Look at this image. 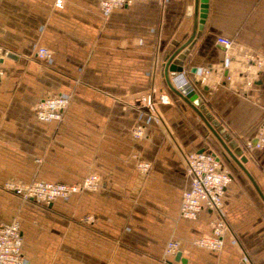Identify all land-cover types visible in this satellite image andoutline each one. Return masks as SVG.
<instances>
[{"label":"crops","instance_id":"crops-1","mask_svg":"<svg viewBox=\"0 0 264 264\" xmlns=\"http://www.w3.org/2000/svg\"><path fill=\"white\" fill-rule=\"evenodd\" d=\"M55 1L0 0V44L13 53L0 79V224L19 221L24 264H264V143L245 148L264 135V0H208L182 71L168 77L174 88L191 86L197 107L242 148L251 179L162 74L173 43L194 31L197 0H135L107 16L99 0ZM219 36L233 41L227 52ZM41 46L51 51L47 61L36 57ZM204 67L211 73L201 82ZM57 94L70 99L61 119L38 120L35 103ZM138 124L144 135L135 139ZM202 150L218 153L232 179L220 213L204 208L186 219L179 213L190 186L186 158ZM134 153L150 162L147 175ZM91 173L101 180L97 190L50 205L2 188L7 180L75 183ZM220 215L222 248L195 246ZM170 240L178 249L165 254Z\"/></svg>","mask_w":264,"mask_h":264},{"label":"built area","instance_id":"built-area-1","mask_svg":"<svg viewBox=\"0 0 264 264\" xmlns=\"http://www.w3.org/2000/svg\"><path fill=\"white\" fill-rule=\"evenodd\" d=\"M135 0H99L100 8L105 16L109 15L114 8L124 7L131 4ZM163 3L165 0H157ZM62 0H56L55 6L62 7ZM217 42L223 46L227 52L233 45V41L227 37H217ZM9 50L0 44V79L4 75L2 61L8 56ZM227 55V54H226ZM36 57L40 61H47L51 57V51L46 47H38ZM228 58V55L226 56ZM247 61L252 60L249 56ZM258 70L262 66L261 60L255 62ZM224 68L225 63H223ZM211 73L209 67H204L200 72V81L202 82ZM230 80L229 75H225ZM253 79L245 81L246 86H251ZM160 101L166 103L168 98L166 95H160ZM143 101L150 113L158 120L154 106L153 96L147 94L143 96ZM69 96L64 94L49 95L35 103L33 110L36 118L40 121L59 120L64 110L69 104ZM144 135V127L142 124L136 125L132 129V136L135 139ZM264 143V135L254 141H247L245 148L253 150L261 147ZM133 159L137 171L141 175H146L150 169V162L142 159L138 154L134 153ZM186 171L190 176V186L184 190L181 195L180 216L186 219H195L201 210L208 208L211 211L220 213L222 206V197L227 184L232 179V174L228 167L224 164L221 156L215 151H201L191 153L186 158ZM101 185V180L96 174H88L75 183H53L42 181L19 182L7 180L3 183L2 188L22 200H30L43 205H50L58 198H66L73 193L81 191H94ZM226 223L220 215L216 221L212 223V233L208 236H201L193 241V244L200 248L209 250H219L224 244V230ZM22 234L20 223L17 220L3 222L0 224V264H24V256L22 251ZM178 249L175 241H168L165 247V254H172Z\"/></svg>","mask_w":264,"mask_h":264},{"label":"water","instance_id":"water-1","mask_svg":"<svg viewBox=\"0 0 264 264\" xmlns=\"http://www.w3.org/2000/svg\"><path fill=\"white\" fill-rule=\"evenodd\" d=\"M207 2L208 0H197L194 13H195V28L191 35V37L185 43L179 45L178 43L174 44V49L167 53L164 56L162 62V74L164 75L169 87L181 98H183L187 103H189L201 116L210 132L218 139L223 149L226 153L240 166V168L250 177L247 169L243 165L247 161L246 155L243 153V150L240 146L235 143L230 142L229 135L223 133L222 130L218 128L217 122L212 120V117L208 114H204L205 110L202 106L197 107V99L194 90L189 85H184L183 87L174 88L168 77L169 72L173 74L181 72L183 68V60L185 59V55L188 53V48L193 42V38L199 34V31L202 29L206 13H207ZM8 56L12 57L13 53H9ZM171 73V74H172ZM256 140H254L255 142ZM203 151V150H202ZM201 152V151H200ZM180 253H177V257H179Z\"/></svg>","mask_w":264,"mask_h":264},{"label":"rangeland","instance_id":"rangeland-1","mask_svg":"<svg viewBox=\"0 0 264 264\" xmlns=\"http://www.w3.org/2000/svg\"><path fill=\"white\" fill-rule=\"evenodd\" d=\"M134 128V127H133ZM132 128V129H133ZM131 133H132V131H131ZM136 167V166H135ZM229 169V168H228ZM147 175V174H146ZM145 176V175H144ZM13 181H15V180H13ZM20 182V181H19ZM23 182V181H22ZM28 182H31V181H28ZM26 183V182H25ZM183 193V192H182ZM14 199V198H13ZM22 200V199H21ZM23 201H28V202H30V200H23ZM31 202H33L34 204H36L37 206H43V204L42 203H38V202H34V201H31ZM181 202V201H180ZM15 205H17L16 204V202L14 203L13 202V200H9V201H7V203H6V207L7 206H9V209H13V207L15 206ZM13 210H11V212H12ZM13 213V212H12ZM18 214V213H17ZM8 215H10V213L8 214ZM24 215L25 214H20L19 215V217L21 218V220L23 221V223L25 222V220L23 219V217H24ZM11 217H13L12 215H11ZM16 217V216H15ZM16 218H18V217H16ZM13 220H17V219H13ZM12 221V220H11ZM18 221V220H17ZM40 236V233L38 234V236L37 237H39ZM28 237V236H27ZM26 237V238H27ZM31 238V237H30ZM25 248V250H31V251H33L34 252V254L35 255H37V254H39L38 253V251H37V249H41V247H24Z\"/></svg>","mask_w":264,"mask_h":264}]
</instances>
